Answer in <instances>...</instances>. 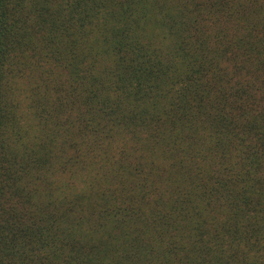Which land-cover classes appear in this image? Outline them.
<instances>
[{"label":"trees","instance_id":"16d2710c","mask_svg":"<svg viewBox=\"0 0 264 264\" xmlns=\"http://www.w3.org/2000/svg\"><path fill=\"white\" fill-rule=\"evenodd\" d=\"M0 264H264V0H0Z\"/></svg>","mask_w":264,"mask_h":264}]
</instances>
